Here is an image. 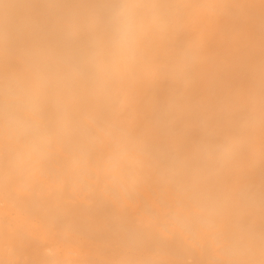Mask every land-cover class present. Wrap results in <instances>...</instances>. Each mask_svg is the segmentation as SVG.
I'll use <instances>...</instances> for the list:
<instances>
[{"label":"bare ground","instance_id":"1","mask_svg":"<svg viewBox=\"0 0 264 264\" xmlns=\"http://www.w3.org/2000/svg\"><path fill=\"white\" fill-rule=\"evenodd\" d=\"M0 264H264V0H0Z\"/></svg>","mask_w":264,"mask_h":264},{"label":"clouds","instance_id":"2","mask_svg":"<svg viewBox=\"0 0 264 264\" xmlns=\"http://www.w3.org/2000/svg\"><path fill=\"white\" fill-rule=\"evenodd\" d=\"M138 29V5L131 3L121 4L114 10L110 22L112 47L120 53L130 50L135 44Z\"/></svg>","mask_w":264,"mask_h":264}]
</instances>
